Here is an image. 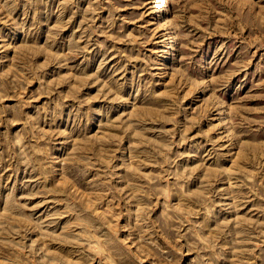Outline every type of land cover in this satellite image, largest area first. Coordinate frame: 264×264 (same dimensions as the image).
Wrapping results in <instances>:
<instances>
[{"label": "rangeland", "instance_id": "rangeland-1", "mask_svg": "<svg viewBox=\"0 0 264 264\" xmlns=\"http://www.w3.org/2000/svg\"><path fill=\"white\" fill-rule=\"evenodd\" d=\"M0 0V264H264V0Z\"/></svg>", "mask_w": 264, "mask_h": 264}, {"label": "bare ground", "instance_id": "bare-ground-1", "mask_svg": "<svg viewBox=\"0 0 264 264\" xmlns=\"http://www.w3.org/2000/svg\"><path fill=\"white\" fill-rule=\"evenodd\" d=\"M158 4V11H164L166 9V0H160Z\"/></svg>", "mask_w": 264, "mask_h": 264}]
</instances>
